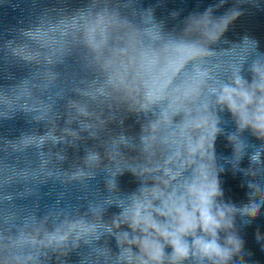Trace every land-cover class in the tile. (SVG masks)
<instances>
[{
	"label": "clouds",
	"instance_id": "clouds-1",
	"mask_svg": "<svg viewBox=\"0 0 264 264\" xmlns=\"http://www.w3.org/2000/svg\"><path fill=\"white\" fill-rule=\"evenodd\" d=\"M226 3L169 29L141 0H31L0 35V124L27 125L0 135V264H254L241 232L264 215V51L226 33L261 4L217 15Z\"/></svg>",
	"mask_w": 264,
	"mask_h": 264
}]
</instances>
